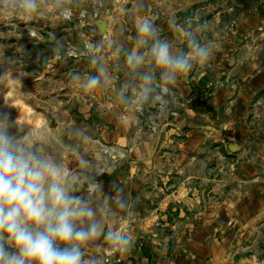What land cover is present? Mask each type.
Returning <instances> with one entry per match:
<instances>
[{
    "label": "crops",
    "instance_id": "1",
    "mask_svg": "<svg viewBox=\"0 0 264 264\" xmlns=\"http://www.w3.org/2000/svg\"><path fill=\"white\" fill-rule=\"evenodd\" d=\"M65 4L76 21L47 28L70 30L73 45L52 55L49 42L36 44V49L47 48L39 68L33 69L28 64L32 58L25 56V71H10L19 79H4L0 108L19 118L21 134L32 132L47 154L76 167L74 149L79 147L99 166V179L121 185L132 197L134 215L124 224L134 235V246L111 254L109 264H264V251L239 248L264 225V129L255 123L257 109L264 106V0ZM97 5L100 18L86 34L79 11ZM58 12L54 0H40L38 11L28 16L58 17ZM138 15L150 16L177 46L183 41L169 28V17L181 24L188 18L207 23L203 35L215 41L212 60L180 78L163 113L147 106L133 111L117 99L118 89L131 77L115 48L131 47ZM99 20L105 21L103 34L96 26ZM74 31L87 53L78 49ZM100 40L112 74L104 100L70 80L71 73L92 71L90 46ZM75 127L91 142L73 136ZM231 144L238 150L231 151ZM120 219L117 212L113 220ZM89 254L108 253L93 249Z\"/></svg>",
    "mask_w": 264,
    "mask_h": 264
},
{
    "label": "clouds",
    "instance_id": "2",
    "mask_svg": "<svg viewBox=\"0 0 264 264\" xmlns=\"http://www.w3.org/2000/svg\"><path fill=\"white\" fill-rule=\"evenodd\" d=\"M54 2L59 15L68 19L72 13L65 0ZM39 7L40 0H0V8L25 15ZM168 26L183 46L162 35L150 16L138 15L131 47L115 48L131 77L117 91L120 106L141 112L147 106L163 113L171 106L180 78L212 60L216 45L203 35L207 23L188 18L181 24L169 17ZM90 47L92 71L71 73L70 80L104 100L112 79L102 59L105 44L100 40ZM81 49L89 50L83 43ZM0 79L19 78L5 71ZM18 119L0 108V264H109L108 257L90 251H131L134 235L124 219L134 215L132 197L121 185L99 179V166L79 147L74 149L76 167L47 154L32 132L21 134ZM71 134L82 143L91 142L79 127ZM117 212L121 219L114 222Z\"/></svg>",
    "mask_w": 264,
    "mask_h": 264
},
{
    "label": "rangeland",
    "instance_id": "3",
    "mask_svg": "<svg viewBox=\"0 0 264 264\" xmlns=\"http://www.w3.org/2000/svg\"><path fill=\"white\" fill-rule=\"evenodd\" d=\"M58 13V17H34L20 14L19 11L12 12L7 8H0V76L5 71H25V56L32 58L28 64H32L33 69L37 70L41 64L39 61L43 60L41 57L47 53V48L36 49L34 47L36 44L49 42L48 51L52 55H62L67 50L66 48L73 45L70 30L65 32L61 29L63 32H57L49 29L64 22L76 21L72 8V14L68 19ZM5 82L4 79H0V92ZM255 123L264 129V106L257 109ZM239 248L240 250L245 248V250L264 251V225L258 227L253 239L244 244L240 243ZM258 258L261 260L260 256Z\"/></svg>",
    "mask_w": 264,
    "mask_h": 264
},
{
    "label": "built area",
    "instance_id": "4",
    "mask_svg": "<svg viewBox=\"0 0 264 264\" xmlns=\"http://www.w3.org/2000/svg\"><path fill=\"white\" fill-rule=\"evenodd\" d=\"M115 1H121V0H115ZM100 18V14L98 11V5L93 8L90 12H87L86 10L82 9L79 11L78 16V22L81 25V27L86 31L85 33L90 31V28L93 26L94 21L98 20ZM69 54L72 56H76V53L73 49L69 50ZM111 256V253L106 254V257H108V260ZM117 261L118 259L115 258Z\"/></svg>",
    "mask_w": 264,
    "mask_h": 264
},
{
    "label": "water",
    "instance_id": "5",
    "mask_svg": "<svg viewBox=\"0 0 264 264\" xmlns=\"http://www.w3.org/2000/svg\"><path fill=\"white\" fill-rule=\"evenodd\" d=\"M96 26H97L99 32H100L101 34H103V33H104L105 21H104V20H99V21H97V22H96ZM101 29H103V32H101ZM74 39H75V43L77 44L78 49H79L80 51H82V49H81V43H83L85 46H86V44H85L84 40L80 37V35L78 34V32H76V31H74ZM82 52H84V51H82ZM49 118H50V120H51V123H52L53 125H56V122H55L54 118H53L52 116H49ZM229 149H230L231 151H234V150H238V147H237L235 144H231V145L229 146Z\"/></svg>",
    "mask_w": 264,
    "mask_h": 264
}]
</instances>
